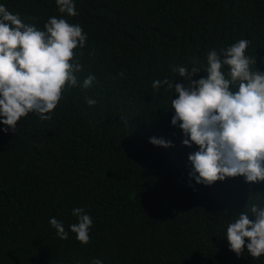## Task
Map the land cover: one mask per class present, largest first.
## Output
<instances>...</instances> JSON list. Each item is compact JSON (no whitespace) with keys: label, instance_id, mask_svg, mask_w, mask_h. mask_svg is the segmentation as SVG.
Here are the masks:
<instances>
[{"label":"trees","instance_id":"1","mask_svg":"<svg viewBox=\"0 0 264 264\" xmlns=\"http://www.w3.org/2000/svg\"><path fill=\"white\" fill-rule=\"evenodd\" d=\"M0 4L41 30L63 15L87 34L73 49L77 84L62 90L51 119L29 113L14 132H0V264H264L246 249L238 257L224 238L235 215L264 203V181L191 180L187 156L196 146H184L170 124L176 94L151 86L183 83L175 66L205 76L207 51L219 55L239 39L264 71V0H75L76 16L59 13L55 0ZM73 207L92 219L87 244L68 230Z\"/></svg>","mask_w":264,"mask_h":264},{"label":"clouds","instance_id":"2","mask_svg":"<svg viewBox=\"0 0 264 264\" xmlns=\"http://www.w3.org/2000/svg\"><path fill=\"white\" fill-rule=\"evenodd\" d=\"M57 11L76 16L75 0H55ZM87 34L81 26L61 16H50L43 29L23 22L18 14L0 4V132H14L21 117L34 113L41 121L51 119L62 90L74 87V73L82 69L73 49L83 48ZM247 39L206 53V73L196 67L175 66L171 71L183 83L153 80L152 88L175 92L170 100V124L178 127L184 146H196L187 156L189 177L196 184L211 185L226 177L240 176L252 185L264 181V71L254 67L255 58L246 55ZM71 61V62H70ZM94 76L83 79L88 88ZM92 106L96 101L86 98ZM149 143L170 147L171 141L149 137ZM76 222L68 225L81 244L89 241L91 217L81 207H73ZM251 214L242 211L227 224L224 238L238 257L246 249L253 258L264 255V203H253ZM254 217V219H250ZM48 223L61 239L68 238L62 222L49 217ZM91 264H102L93 259Z\"/></svg>","mask_w":264,"mask_h":264}]
</instances>
